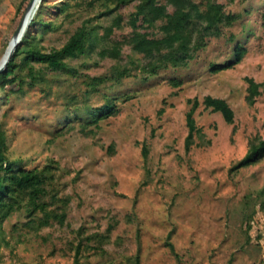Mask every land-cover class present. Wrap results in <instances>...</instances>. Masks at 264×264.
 I'll list each match as a JSON object with an SVG mask.
<instances>
[{
    "label": "rangeland",
    "instance_id": "rangeland-1",
    "mask_svg": "<svg viewBox=\"0 0 264 264\" xmlns=\"http://www.w3.org/2000/svg\"><path fill=\"white\" fill-rule=\"evenodd\" d=\"M45 1L40 18L48 26H32L45 50L64 43L84 18H92L99 35L116 13L121 21L107 40L67 59L75 73L32 62L37 78L17 91L0 89L7 155L49 176L48 214L23 205L0 217V264H122L137 252L140 264H260L264 156L232 166L251 138H264V0H216L239 15L233 24L207 36L186 65L149 75L145 57L127 44L119 58L97 53L132 33L135 2L98 16L104 9L99 0H71L64 16L54 7L61 0ZM27 5L0 0V57ZM159 24L147 30L160 35ZM237 43L244 46L240 60L212 70V62L234 58ZM122 67L130 74L111 78ZM93 75L108 78L92 89L85 78ZM246 77L263 83L252 103ZM206 95L224 98L233 120L204 105ZM194 101L199 130L186 150V112ZM106 102L115 111L98 125L74 116ZM60 212L62 222L54 216Z\"/></svg>",
    "mask_w": 264,
    "mask_h": 264
},
{
    "label": "trees",
    "instance_id": "trees-1",
    "mask_svg": "<svg viewBox=\"0 0 264 264\" xmlns=\"http://www.w3.org/2000/svg\"><path fill=\"white\" fill-rule=\"evenodd\" d=\"M94 0H88L89 3ZM104 9L98 14L107 15L112 13L122 4L135 2V9L130 13L129 24L132 26V33L123 39L111 41L109 45L102 46L98 50L100 57L119 58L123 45L127 44L136 52L142 53L146 61L143 64V71L149 74H156L160 68L168 66L186 65L194 56L197 50L206 44V37L210 35L219 36L222 33V26H228L238 18L234 12H226L221 2L216 0H167L162 3L159 0H99ZM30 0H27L29 3ZM81 0H77L80 4ZM33 17L30 19L21 40L13 51L5 68L0 71V89L7 88L17 91L28 79L34 80L38 77V70L32 62H40L46 66L75 73V67L71 66L68 58H76L86 53L100 38L107 40L112 34L115 26L119 25L121 15H113L111 22L104 26L101 35L97 33V25L91 23L92 18L82 20L75 30L59 47L45 50L35 40V33L32 26L37 28L48 26V22L40 18L46 1L41 0ZM73 5L71 0H61L54 4L58 13L68 16ZM168 5L172 6L168 10ZM160 21L158 29L160 35L151 34L147 29ZM244 52V46L237 43L233 49V59H226L223 62H212L211 69L219 70L233 65L240 60ZM130 74L127 67L117 68L110 76L119 81L123 76ZM109 76V77H110ZM108 77L102 75L87 76L86 84L92 89L97 88ZM146 78V76H145ZM247 94L249 103L254 102L255 97L260 93L263 83L255 81L252 77H246ZM204 105L219 111L223 118L231 122L233 120V109L228 102L221 97L206 95L203 98ZM197 104L194 101L191 108L186 112V124L188 127L185 136V149L189 150L193 136L198 127L195 124L193 110ZM115 111V105L106 102L102 105L86 106L85 114L74 116L82 118L85 122L98 125L101 118L107 117ZM66 120L69 115L64 113ZM7 139L4 129L0 124V217L10 214L26 205L30 211H46V183L48 175L43 170L35 167H25L21 158L12 159L7 155ZM264 156V138L254 136L249 141L246 153L239 159L232 169L239 168L260 160ZM27 197V199H26ZM264 208V203L262 204ZM48 214V213H46ZM54 216L62 222L64 213H54ZM42 222H47L44 218ZM249 227V225H247ZM169 247L174 250L173 244L168 241ZM109 264H119L111 262ZM122 264H140V255L129 257L128 261Z\"/></svg>",
    "mask_w": 264,
    "mask_h": 264
},
{
    "label": "bare ground",
    "instance_id": "bare-ground-1",
    "mask_svg": "<svg viewBox=\"0 0 264 264\" xmlns=\"http://www.w3.org/2000/svg\"><path fill=\"white\" fill-rule=\"evenodd\" d=\"M40 1L39 0H32L31 4L29 5V7L27 8V10L25 11V13L23 15V18L21 20L20 28H19V31H18L19 34L22 32V30L24 29L26 23L29 21V19L31 18V16L34 15V12H35L34 10H35V8H37V4ZM13 40L14 39L11 37V39L9 41V44H8L6 50L4 51V53L0 57V64L3 63V61L6 58L7 54L9 53V51L11 50V48L13 47Z\"/></svg>",
    "mask_w": 264,
    "mask_h": 264
},
{
    "label": "water",
    "instance_id": "water-1",
    "mask_svg": "<svg viewBox=\"0 0 264 264\" xmlns=\"http://www.w3.org/2000/svg\"><path fill=\"white\" fill-rule=\"evenodd\" d=\"M39 1H40V0H39ZM31 2H32V0H30V2L28 3L27 8H28L29 5L31 4ZM38 4H39V2H38ZM38 4H37V6H38ZM27 8H26V10H27ZM35 10H36V8H35ZM35 10H34V11H35ZM32 16H33V15H32ZM32 16H31V18H32ZM22 18H23V17H22ZM31 18H30V19H31ZM30 19H29V21H30ZM21 20H22V19H21ZM29 21L26 23L24 29L22 30V32H21L20 34L18 33V31H19V28H20L21 21H20V23L18 24L17 28L15 29V31H14V33H13V35H12V38L14 39V40H13V47L11 48V50L9 51V53L7 54V56H6V58L4 59L3 63L0 64V71H2V70L5 68V66H6L7 62L9 61V59H10V57H11L13 51L15 50V48H16V46H17V44H18L19 41L21 40V37H22V35H23L25 29L27 28V26H28V24H29Z\"/></svg>",
    "mask_w": 264,
    "mask_h": 264
},
{
    "label": "built area",
    "instance_id": "built-area-1",
    "mask_svg": "<svg viewBox=\"0 0 264 264\" xmlns=\"http://www.w3.org/2000/svg\"><path fill=\"white\" fill-rule=\"evenodd\" d=\"M260 264H264V254H263L262 257H261V262H260Z\"/></svg>",
    "mask_w": 264,
    "mask_h": 264
}]
</instances>
